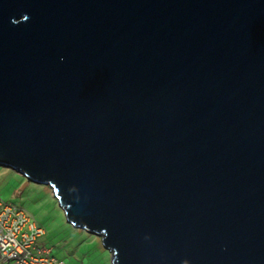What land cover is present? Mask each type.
I'll list each match as a JSON object with an SVG mask.
<instances>
[{
    "label": "water",
    "instance_id": "water-1",
    "mask_svg": "<svg viewBox=\"0 0 264 264\" xmlns=\"http://www.w3.org/2000/svg\"><path fill=\"white\" fill-rule=\"evenodd\" d=\"M0 166L110 264H264V0H0Z\"/></svg>",
    "mask_w": 264,
    "mask_h": 264
},
{
    "label": "rangeland",
    "instance_id": "rangeland-1",
    "mask_svg": "<svg viewBox=\"0 0 264 264\" xmlns=\"http://www.w3.org/2000/svg\"><path fill=\"white\" fill-rule=\"evenodd\" d=\"M0 199L25 211L44 230L41 244L64 264H110L111 255L100 238L74 229L50 189L0 166Z\"/></svg>",
    "mask_w": 264,
    "mask_h": 264
},
{
    "label": "built area",
    "instance_id": "built-area-1",
    "mask_svg": "<svg viewBox=\"0 0 264 264\" xmlns=\"http://www.w3.org/2000/svg\"><path fill=\"white\" fill-rule=\"evenodd\" d=\"M43 235L25 211L0 199V264H64L40 245Z\"/></svg>",
    "mask_w": 264,
    "mask_h": 264
},
{
    "label": "crops",
    "instance_id": "crops-1",
    "mask_svg": "<svg viewBox=\"0 0 264 264\" xmlns=\"http://www.w3.org/2000/svg\"><path fill=\"white\" fill-rule=\"evenodd\" d=\"M45 234V233H44ZM44 236V235H43ZM43 236L39 239V243L41 244V240H42V238H43Z\"/></svg>",
    "mask_w": 264,
    "mask_h": 264
}]
</instances>
